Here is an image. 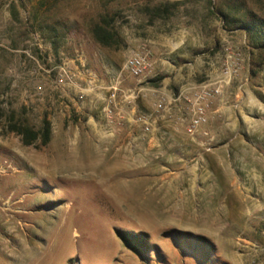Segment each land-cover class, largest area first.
<instances>
[{"label":"rangeland","instance_id":"374dc122","mask_svg":"<svg viewBox=\"0 0 264 264\" xmlns=\"http://www.w3.org/2000/svg\"><path fill=\"white\" fill-rule=\"evenodd\" d=\"M53 1L0 0V264H264V49L219 0Z\"/></svg>","mask_w":264,"mask_h":264},{"label":"trees","instance_id":"16d2710c","mask_svg":"<svg viewBox=\"0 0 264 264\" xmlns=\"http://www.w3.org/2000/svg\"><path fill=\"white\" fill-rule=\"evenodd\" d=\"M37 1L39 8L46 7V3H48V0ZM161 1L164 6L153 10L152 19L166 20L170 16V7L179 6L189 0ZM53 2L51 7L57 6L59 0ZM219 5L215 14L220 17L225 26L244 29L248 33L252 47L254 49H264V0H219ZM12 9H14V6H12ZM41 29L54 33V28H49V26L41 27ZM91 34L95 43L101 47L118 48L120 46V39L106 18H102L101 23L93 26ZM16 131L18 134L26 133L28 135L29 138L25 140L24 145H30L38 139V135L28 133L23 128H17ZM42 139L43 144L49 141V128L47 126L43 129ZM126 241L134 251H138L137 249L142 246V242L138 239H126Z\"/></svg>","mask_w":264,"mask_h":264},{"label":"built area","instance_id":"2783aa9c","mask_svg":"<svg viewBox=\"0 0 264 264\" xmlns=\"http://www.w3.org/2000/svg\"><path fill=\"white\" fill-rule=\"evenodd\" d=\"M150 68V63L147 61L146 57L141 56L139 54H133L128 58V60L125 63V69L130 74V76L134 78L141 77L145 72L148 71ZM225 76H230L231 73L229 72L228 68H226L223 72ZM218 94V90H204L202 92V99L210 98L211 96ZM114 95L111 96L113 98ZM197 115L195 118L191 120V126L189 127V131L192 132V130L196 127H198L203 121H204V112L202 108H197ZM140 121H142L140 119Z\"/></svg>","mask_w":264,"mask_h":264},{"label":"bare ground","instance_id":"6f19581e","mask_svg":"<svg viewBox=\"0 0 264 264\" xmlns=\"http://www.w3.org/2000/svg\"><path fill=\"white\" fill-rule=\"evenodd\" d=\"M16 232V231H15ZM22 242V241H21ZM5 244V243H4ZM4 244H2V245H4ZM22 244V243H21ZM20 248V247H19ZM21 250H17L18 251V253H15V254H13V256H14V259L15 260H17L18 259V255L19 254H22V255H24V254H26V248H24V246H23V248H20ZM14 251V250H13ZM12 252V251H11ZM22 255H20V256H22ZM22 257H24V256H22Z\"/></svg>","mask_w":264,"mask_h":264},{"label":"water","instance_id":"95a60500","mask_svg":"<svg viewBox=\"0 0 264 264\" xmlns=\"http://www.w3.org/2000/svg\"><path fill=\"white\" fill-rule=\"evenodd\" d=\"M173 1H184V0H173Z\"/></svg>","mask_w":264,"mask_h":264}]
</instances>
